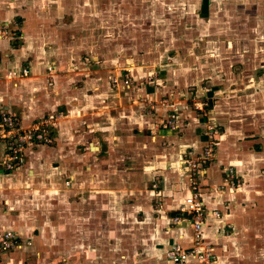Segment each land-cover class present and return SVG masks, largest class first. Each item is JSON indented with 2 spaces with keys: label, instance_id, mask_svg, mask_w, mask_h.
Here are the masks:
<instances>
[{
  "label": "crops",
  "instance_id": "obj_1",
  "mask_svg": "<svg viewBox=\"0 0 264 264\" xmlns=\"http://www.w3.org/2000/svg\"><path fill=\"white\" fill-rule=\"evenodd\" d=\"M52 13L33 10L29 0H0V22L14 30L0 38V111L24 126L58 116L51 144L29 149L14 170L0 164V230L15 231L22 242L1 264H176L167 250L175 243L190 249L194 239L191 216L182 211L189 174L176 159L199 153L206 123L182 108L181 132L152 135L158 116L170 109L142 114L136 87L105 82L104 70L91 68L90 59L100 61L75 24ZM23 67L28 77L8 76ZM248 69L260 74L246 83L259 98L239 102L234 88L212 99L211 116L222 126L216 158L196 176L208 212L204 244L214 248V264H264L263 256L256 258L264 243L253 249L240 238L264 234V66ZM254 105L262 108L245 115ZM4 153L0 142V158ZM227 170L234 177L225 182Z\"/></svg>",
  "mask_w": 264,
  "mask_h": 264
},
{
  "label": "rangeland",
  "instance_id": "obj_2",
  "mask_svg": "<svg viewBox=\"0 0 264 264\" xmlns=\"http://www.w3.org/2000/svg\"><path fill=\"white\" fill-rule=\"evenodd\" d=\"M29 7L52 10V15L58 12L61 20L75 24L83 46L100 61L90 59L91 68L103 69L105 82L112 84L115 74H129L136 87L134 102L142 114L170 109L158 116L152 135L161 130L181 132L182 108L201 114L205 143L197 154L177 156L178 169L182 158L201 159L215 140L211 130L221 131L211 116L215 96L220 92L228 96L237 88L231 93L239 102L254 103L259 98L246 83L260 77L248 68L264 66V0H29ZM150 91L156 95H149ZM260 108L254 105L251 115L242 111L253 116ZM260 171L264 176V169ZM187 173L191 192H198L191 185L193 172ZM240 238L253 249L264 243V234L258 232ZM239 254L246 259L245 252ZM259 255L264 257V251L258 249L257 259Z\"/></svg>",
  "mask_w": 264,
  "mask_h": 264
},
{
  "label": "built area",
  "instance_id": "obj_3",
  "mask_svg": "<svg viewBox=\"0 0 264 264\" xmlns=\"http://www.w3.org/2000/svg\"><path fill=\"white\" fill-rule=\"evenodd\" d=\"M12 23L0 22V38H10L14 35ZM49 71L52 66L48 67ZM114 75L111 77L112 84L115 88L131 87L133 84L132 77L129 74ZM30 75V69L23 67L22 69H11L8 71L10 78H23ZM58 124V116L56 114H47L28 126H24L14 114L6 109L0 111V142L5 146V153L0 158V164L6 170H14L18 164L25 160L26 152L29 149H37L44 144H51L54 140L55 129ZM216 133L211 130L210 137H215V140L208 144L206 151L202 153V157L196 160L181 159L180 166L183 170H190L191 185L196 191H192L190 196L185 200V205L182 207L183 212H187L191 216L192 226L194 228L193 246L186 249L182 244H173L166 252V256L173 263L181 264L188 260L194 259L202 264H214L216 255L214 248L204 244L203 225L208 215L207 209L203 203L199 192L197 174L206 167L210 161L216 158L218 147V139ZM180 162V161H179ZM190 164V165H189ZM233 170H227L225 182L233 179ZM72 180L69 179V183ZM72 183V182H71ZM194 192V193H193ZM181 217H174V223L180 222ZM22 245L21 238L18 233L13 230H0V264L1 256Z\"/></svg>",
  "mask_w": 264,
  "mask_h": 264
}]
</instances>
